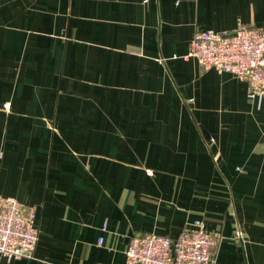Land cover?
I'll use <instances>...</instances> for the list:
<instances>
[{
  "label": "crops",
  "instance_id": "0c3cea01",
  "mask_svg": "<svg viewBox=\"0 0 264 264\" xmlns=\"http://www.w3.org/2000/svg\"><path fill=\"white\" fill-rule=\"evenodd\" d=\"M239 22L264 32V0L0 6V197L39 227L34 260L0 264H125L198 220L217 264H264V102L184 59Z\"/></svg>",
  "mask_w": 264,
  "mask_h": 264
},
{
  "label": "built area",
  "instance_id": "2783aa9c",
  "mask_svg": "<svg viewBox=\"0 0 264 264\" xmlns=\"http://www.w3.org/2000/svg\"><path fill=\"white\" fill-rule=\"evenodd\" d=\"M195 59L202 70L214 69L248 84V98L264 102V32L239 22L231 32L197 31L184 59ZM235 239L242 241L241 232ZM39 240L37 211L15 198L0 197V255L8 261L35 259ZM218 239L202 221L184 228L178 238L144 234L131 238L125 264H217Z\"/></svg>",
  "mask_w": 264,
  "mask_h": 264
},
{
  "label": "water",
  "instance_id": "95a60500",
  "mask_svg": "<svg viewBox=\"0 0 264 264\" xmlns=\"http://www.w3.org/2000/svg\"><path fill=\"white\" fill-rule=\"evenodd\" d=\"M10 1H12V0H0V6L4 5V4H6V3L10 2Z\"/></svg>",
  "mask_w": 264,
  "mask_h": 264
}]
</instances>
